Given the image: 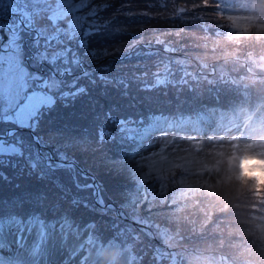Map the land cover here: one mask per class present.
<instances>
[{
    "label": "snow or ice",
    "instance_id": "obj_1",
    "mask_svg": "<svg viewBox=\"0 0 264 264\" xmlns=\"http://www.w3.org/2000/svg\"><path fill=\"white\" fill-rule=\"evenodd\" d=\"M132 3L121 0L120 9ZM112 7V0H6L0 7V65L7 69L6 75H0V185L19 190L25 178L36 185L9 198L0 196V264H98L93 253L99 256L105 234L96 221L82 223L74 213L99 206L101 215H108L115 208L105 202L103 186L91 169L81 166L80 157L88 153H99L109 173L127 171L138 184L137 196L130 202L131 216L117 213L110 225L112 235L138 243L140 236L132 225H142L146 232L151 227L141 215L151 209L148 195L138 194L149 176L141 167L130 166L139 153L133 148L130 156L129 147L139 146L158 129L163 131L161 122L178 128L188 121L170 122L162 113L140 119L121 116L114 105L107 110L100 105L97 112L94 93L99 88V95L107 97L115 88L127 98L134 83L143 91L179 86L185 78L176 76L173 64L182 61L158 60L149 81L146 61L160 55L151 43L141 50L143 39L133 35L127 48L95 46L94 37L112 23L104 16ZM116 33L126 30L118 28ZM155 43L164 45L165 52L174 51L160 37ZM133 59L137 61L133 70L123 71L124 61ZM101 60L107 63L100 65ZM78 102H86L93 114L90 126L57 120L60 113L75 115L71 110ZM108 144L121 145L123 155L108 157ZM120 217L131 223L123 224ZM149 255L151 264H176L159 247L150 254L126 253V264H145Z\"/></svg>",
    "mask_w": 264,
    "mask_h": 264
},
{
    "label": "rangeland",
    "instance_id": "obj_2",
    "mask_svg": "<svg viewBox=\"0 0 264 264\" xmlns=\"http://www.w3.org/2000/svg\"><path fill=\"white\" fill-rule=\"evenodd\" d=\"M5 2L6 0H0V7H3ZM112 2L113 7L104 13L105 18L112 20V23L104 30L107 32L105 35L99 34L94 37V45L127 48V45L133 42V35H135V39L142 38L143 43L139 45L141 50L145 48V45L151 43L153 51L158 50L160 53L159 57L154 56L146 61L149 75L156 71L158 60L167 61L168 59L182 61L179 65H187V69L185 68L183 71L188 69L195 70V72L209 70L208 74L215 76L214 79L218 78V81L224 77V71L229 70L228 67L243 68L246 72L252 70L253 73L264 74V67H261L264 65V39L243 37V30L238 26L230 27L227 23L214 19V14L217 16L225 14L229 20L236 18L238 21H246L248 14L252 12L250 0H175V2L166 0L165 3L156 0L153 3H157L159 8L155 7L157 12H152L149 16L139 15L145 11L139 9L134 2L130 8L124 9H120L121 0H112ZM181 5L188 10L179 12L178 9ZM241 5H247V7H241ZM129 12L132 15H129ZM145 17L148 20H138V18L144 19ZM131 19L135 20L130 22ZM118 28L126 30L130 34V38L122 40V34L116 33ZM155 37L163 39L174 51L165 52L164 45L155 43ZM205 53L208 54V58L201 63L198 58L204 57ZM212 57L218 58L213 59ZM136 62L135 59L124 61L123 71H132L131 65ZM98 63L103 65L107 61L101 60ZM117 66H119V62H117ZM93 67H97V65L94 64ZM217 69L222 70L223 73L220 74L216 71ZM6 73L7 69L0 65V75H6ZM262 79L261 76L254 75L251 82L253 85L262 87L264 84ZM134 84L129 89L130 95L127 98L121 96L115 88L109 89L107 97H102L99 95L100 89L97 88L94 93L96 99L99 100L96 111H101L100 105H103L104 110H107L109 105L120 102L122 108L117 114L124 116L123 106H132L126 102L131 98V92L136 88ZM248 100H251V96H248ZM244 107L246 108L245 105ZM77 108L78 112H74L75 115L60 113L56 117L57 120L59 122L70 120L82 127L90 126L93 114L89 111L86 102H78L71 112ZM212 115L210 119L216 125V131L209 129L212 123L210 122L205 127L207 131L199 132V134L195 130L196 128L191 126L193 122H188L183 126L181 132L167 128H163V131L158 129L151 134L150 138L141 142V147L136 151L139 153L135 156L136 162L130 166L141 167L142 173L149 176L146 185L139 188L138 194L140 197L148 195L151 209L142 211L141 215L149 220L151 227L146 232L142 230V225H132L136 234L140 236L138 243H134L130 238L126 240L124 237L112 235L110 229L117 213L123 212L125 216H131L133 208L130 202L137 196V181L127 171L122 175L109 173L104 159L99 153L96 155L88 153L80 157L81 166L85 169L90 168V174L94 175L96 181L103 186L105 202L112 204L115 208V211L109 212L108 215H101L99 206L93 211L80 209L74 213L79 221L84 218L83 223L88 222L87 218L96 221L105 234L104 246L99 250V256L96 257V254L93 253L98 264H126V253L131 255L143 251L150 254L155 247L170 253L171 259L175 260L176 264H186V259L199 257L206 253H211L213 259L219 255L222 258V264H264V257L254 255L257 242L251 239L245 241L231 231V228L234 227L233 220L238 216V212L215 213L211 216L208 224H202V220L207 217L195 210L181 209L182 202L176 196L177 188L172 187L170 182H164L152 174L153 168L158 166V162L153 157L159 156L161 161L173 162L172 166L179 170L177 175L183 181L193 174V153H202L205 141L208 145L222 141L225 137H228L229 140L240 141L245 138L246 128L257 126L256 124L260 123L252 116H247L244 109H238L236 116L232 114V111ZM252 122L255 124L253 125ZM262 127H264L263 124ZM221 129H224L225 132H221ZM170 146L171 151H165ZM120 147L122 146L119 144H108L105 152L108 157L118 158L123 155ZM177 152L181 155L173 156V153ZM154 153L160 154L154 155ZM211 171V167L207 164L203 168L196 169L200 176H203L205 172L211 173ZM25 181H28L27 178L21 183L26 184ZM33 185L36 186L34 183ZM0 186L11 188L10 184ZM187 190L190 194L196 191L192 185H189ZM194 198L200 201V206L207 208L209 202L205 197ZM122 204H128V206L122 208ZM118 219H121L123 224L131 223L130 219L123 217ZM168 236L173 237L178 247L170 248L164 244L163 241ZM129 245H132L131 249H129ZM148 263L151 264L150 255L145 260V264Z\"/></svg>",
    "mask_w": 264,
    "mask_h": 264
},
{
    "label": "clouds",
    "instance_id": "obj_3",
    "mask_svg": "<svg viewBox=\"0 0 264 264\" xmlns=\"http://www.w3.org/2000/svg\"><path fill=\"white\" fill-rule=\"evenodd\" d=\"M250 3L252 12L246 21L236 18L229 20L225 14H214V19L230 27L238 26L243 30V37L264 39V0H250ZM207 58L208 54L205 53L204 57L198 59L203 63ZM165 151H171V146ZM178 155L181 153H173V156ZM153 159L158 166L153 168L152 174L177 188L176 196L182 202L181 209L195 210L205 215L207 218L202 220L205 225L215 213L238 212L231 231L245 241L255 240L257 249L254 255L264 257V127L257 125L246 128L245 138L240 141L229 140L228 137L211 145L205 141L202 153H193V174L183 181L177 175L179 170L172 166L173 162L161 161L159 156ZM206 164L212 171L200 176L196 169ZM189 185L195 187L194 193L188 192ZM197 196L206 198L209 202L207 208L200 206V201L194 198ZM163 242L167 247H178L172 236ZM186 264H222V258L217 255L213 259L211 253H206L186 259Z\"/></svg>",
    "mask_w": 264,
    "mask_h": 264
},
{
    "label": "trees",
    "instance_id": "obj_4",
    "mask_svg": "<svg viewBox=\"0 0 264 264\" xmlns=\"http://www.w3.org/2000/svg\"><path fill=\"white\" fill-rule=\"evenodd\" d=\"M155 1L156 0H133L139 9H143L150 14L152 12H157L155 7H157L158 4H154L153 2ZM148 4H152L153 6L149 8ZM139 19L148 20L146 17L144 19L138 18V20ZM134 20L135 19H131L130 22ZM106 33V31H103L101 34L105 35ZM129 38V33L126 32V34H122V40H128ZM141 59L143 60V58ZM185 68L187 69V65L173 66L176 76L178 78H185V83L179 86L170 84L161 86L155 91H143L141 90L142 85L134 84L136 88L131 92V98L126 102L132 106H123L125 110L124 116H132L133 118L140 119L147 118L150 115H160L162 113L169 118L170 122H179L180 120H185L190 123L193 122L191 126L195 127V130L199 133L207 131L205 127L212 122L210 119V117L213 116L212 114L232 111V114L236 116L238 109H244L247 116H252V118L260 122L256 125H264V84H262V87H258L256 84L253 85L250 83L254 75L261 76L264 81V74L253 73L252 70L251 72H246L243 68L235 69L228 67L229 70L224 71V77L218 81V78L214 79L215 76H210L212 74H208L209 70L198 71L200 72L198 74L195 70L188 69L183 71ZM216 71L220 72V74L223 73L222 70L217 69ZM185 73H187L186 77ZM153 79V75H148L149 81ZM248 96H251V100H248ZM118 103L120 102L109 105L107 109L114 105L116 107L118 106L120 110L122 104L120 103L118 105ZM72 112L77 113L78 108ZM201 115L206 118L199 119ZM185 124L186 123H183L177 128L169 127L168 124L161 122L160 127L175 131L181 130L180 128H183ZM252 124L254 125L255 122H252ZM140 147L141 143L139 146L133 145L129 147V155L131 156L133 148L137 151ZM120 149L122 150V147H120ZM24 183L26 184L21 183V189L19 190L13 188L11 184L10 189L0 186V196L9 198L13 195H17L20 191L30 187H36L30 181H25ZM87 220L88 222L93 221L90 218H87ZM80 222L83 223L84 218L81 219Z\"/></svg>",
    "mask_w": 264,
    "mask_h": 264
}]
</instances>
